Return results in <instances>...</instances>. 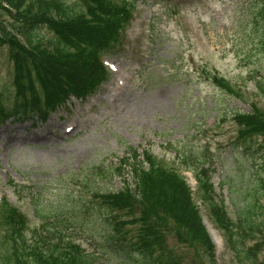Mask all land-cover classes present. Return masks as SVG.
<instances>
[{"label":"rangeland","instance_id":"obj_1","mask_svg":"<svg viewBox=\"0 0 264 264\" xmlns=\"http://www.w3.org/2000/svg\"><path fill=\"white\" fill-rule=\"evenodd\" d=\"M126 1L132 9L124 29L126 44L119 53L104 57L110 76L100 91L85 100L65 96V103L48 109L44 120L43 113L37 112L24 119L12 115L0 121V264H10L11 259L7 258L11 242L4 236L5 209L14 206L25 214L29 224L24 233L29 236L39 223L25 198L29 192L39 191L50 206L64 201L74 204L79 199L95 205L82 186L84 174L111 165L115 170L128 147L147 151L158 164L182 173L203 224L211 232L214 252L198 238L164 232L163 264L250 263L235 252V234L231 236L233 249L214 228L206 205L199 202L202 190L195 180L197 168L177 157L169 143L195 153L202 147L209 160L215 159L207 171L214 199L222 201L234 218L235 205L245 198L239 190L255 178L244 169L252 166L253 171L264 174V131L251 135L248 146L242 148L240 127L232 118L237 112H250L253 105L264 112V97L255 86L256 80L264 82V48L258 40L260 36L264 42V31H255L249 13L255 0ZM39 32L46 39L53 37L46 27ZM11 54L7 45L0 44V107L5 109H13L31 95H43L34 74L29 80L23 78L30 89L24 86L16 93V69H22L16 68ZM213 75L224 78L230 90L218 86ZM61 123L74 124V132L59 134ZM13 137L21 140L8 145L6 141ZM114 174L105 177L106 182L101 180L102 188L117 191L124 186L122 178ZM258 202L255 228L242 231L243 248L253 247L254 262L250 264H264V194ZM86 208L87 204L81 210V221L88 223ZM123 219L128 234L137 235L139 224L125 214ZM234 227V232L242 230L238 223ZM68 233L88 235L77 226ZM82 246L92 248L86 241ZM96 264L119 262L104 258Z\"/></svg>","mask_w":264,"mask_h":264},{"label":"trees","instance_id":"obj_2","mask_svg":"<svg viewBox=\"0 0 264 264\" xmlns=\"http://www.w3.org/2000/svg\"><path fill=\"white\" fill-rule=\"evenodd\" d=\"M249 13L255 31H264V0L261 3L255 0ZM129 17L126 0H0V44L10 48L16 68L19 65L22 69H16V93L25 87L30 89L23 80L34 78L33 74L43 89L42 97L31 95L13 109L3 107L2 116L24 119L26 114L31 117L37 112L44 113V107H53L68 94L84 98L95 91L107 77L101 54L119 51L120 28ZM41 27L52 33V39L41 35ZM258 37L264 48V42ZM212 79L221 88L230 90L224 78L213 75ZM255 86L264 97V82L256 80ZM232 118L240 127L242 148L248 146L251 135L264 131V112L254 105L250 112H237ZM169 147L183 162L190 161L197 168L194 171L201 183V201L228 246L231 243L234 249L231 236L235 234L238 240L235 252L253 263V247L243 248L242 231L248 233L249 228H255L254 210L264 194V174L260 170L253 171L252 166L244 169L245 174L253 173L255 178L250 186L237 191L245 198L242 203H233L236 219L233 220L222 201L218 203L214 199L215 191L207 171L215 159L209 160L202 147H198L197 153L173 147L172 143ZM141 155L140 158V153L128 147L122 161L118 160L116 171L111 165L106 170L97 168L91 174H84L82 186L95 205L79 199L74 204L64 201L50 206L39 191L25 194L39 221L31 228L29 236L24 233L29 224L26 216L16 207L5 209L4 236L11 242L10 254L7 252V258L11 256L10 264H96L104 258H115L119 264H163L164 232H175L179 238L187 235L198 238L205 242L206 248H212L183 178L173 168L158 164L147 151ZM115 172L124 186L117 191L102 188L101 180L106 182ZM13 186L19 194L17 186ZM85 204L91 219L88 223L81 221ZM124 214L139 224L137 235L128 234ZM235 223L242 230L234 232ZM75 226L88 235L80 237L68 233ZM82 241L92 248H83Z\"/></svg>","mask_w":264,"mask_h":264},{"label":"bare ground","instance_id":"obj_3","mask_svg":"<svg viewBox=\"0 0 264 264\" xmlns=\"http://www.w3.org/2000/svg\"><path fill=\"white\" fill-rule=\"evenodd\" d=\"M59 130H60V133L59 134H62V135H68V134H71V133H73L74 132V130H75V126H74V124H63V123H61L60 125H59ZM16 137V136H15ZM15 137H13V138H10L8 141H6L7 142V144L8 145H10V144H13L14 143V141H20L21 139H16V140H14V138ZM40 137H44V136H42V135H40ZM45 137H46V135H45ZM30 138V136H28V137H25L24 138V140H27V139H29Z\"/></svg>","mask_w":264,"mask_h":264}]
</instances>
